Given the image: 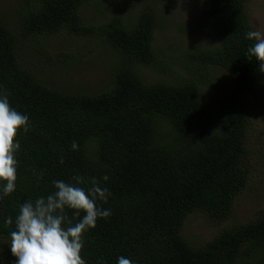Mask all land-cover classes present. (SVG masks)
Here are the masks:
<instances>
[{
	"label": "trees",
	"instance_id": "1",
	"mask_svg": "<svg viewBox=\"0 0 264 264\" xmlns=\"http://www.w3.org/2000/svg\"><path fill=\"white\" fill-rule=\"evenodd\" d=\"M247 1L203 0L190 32H204L213 45L177 55L173 62L191 69L174 84L144 82L136 71L140 64L170 66L171 58L158 59L154 43L161 0H20L14 17L0 11V89L30 121L27 133H17L16 190L0 199V239L7 242L0 264L16 259L9 248L15 224L4 218L15 219L25 200L54 191V180L75 183V175L84 178L81 187L96 177L111 193L101 202L111 215L83 234L87 264H117L119 256L135 264H264V210L200 245L183 234L193 212L227 219L248 181L251 100L264 73L246 58L252 42L244 34L253 26ZM91 5L100 10L95 24L85 21ZM108 7L138 10L127 24L118 13L107 19ZM63 29L115 51L109 85L95 92L59 89L35 70L32 45L41 49ZM213 66L226 68L230 79L216 81L219 101L208 106L199 91L214 84Z\"/></svg>",
	"mask_w": 264,
	"mask_h": 264
},
{
	"label": "rangeland",
	"instance_id": "2",
	"mask_svg": "<svg viewBox=\"0 0 264 264\" xmlns=\"http://www.w3.org/2000/svg\"><path fill=\"white\" fill-rule=\"evenodd\" d=\"M155 2V0H148ZM20 0H0V11L14 17L18 13ZM203 0H161L156 5L157 28L154 43L158 59L163 56L170 59V66L157 69L146 64L137 65L136 71L147 83L163 81L174 84L182 80L191 66L178 64L177 55L191 48L213 45V40L200 30L190 32L192 20L201 11ZM94 5L84 9L85 21L93 23L100 20V10H94ZM247 12L253 26L264 30V0H248ZM138 7L106 8L104 14L111 19L118 13L127 24L133 22ZM103 18V17H102ZM190 27V28H189ZM34 50L33 64L35 70L47 79L54 87L64 90L95 92L110 84V76L117 67L118 57L107 44L97 43L95 39L70 33L67 29L55 35L48 36L39 49ZM61 51L73 53L65 56ZM161 57V58H160ZM184 63V62H182ZM179 65V66H174ZM214 84H203L199 94L208 105L217 103L216 81L228 83L230 74L226 68L213 66L211 68ZM212 79V80H213ZM252 122L248 137V152L246 162L249 167L248 181L243 190L236 194L230 216L222 222L208 218L201 211L191 213L183 228V234L193 244L200 245L212 239L221 229L231 224L247 223L256 218L264 210V82L262 87L252 95ZM7 248V242L0 239V250Z\"/></svg>",
	"mask_w": 264,
	"mask_h": 264
},
{
	"label": "clouds",
	"instance_id": "3",
	"mask_svg": "<svg viewBox=\"0 0 264 264\" xmlns=\"http://www.w3.org/2000/svg\"><path fill=\"white\" fill-rule=\"evenodd\" d=\"M244 36L252 42L247 47L246 58L254 59L259 71L264 73V30L251 26ZM29 126V116L12 107L8 93L0 89V199L16 190L17 153L21 149L17 133L19 130L27 133ZM72 148H77L75 142ZM108 179L107 174L103 175V181ZM72 180L75 183L52 181L54 191L25 200L19 205L15 219L4 218L5 225L15 224L9 246L16 258L14 264H87L81 255L83 234L96 227L98 218L111 215V209L101 207V202L107 203L111 193L96 177L91 178V186L87 188L80 186L84 183L82 176L75 175ZM66 210H72L71 217ZM117 264H135V261L119 256Z\"/></svg>",
	"mask_w": 264,
	"mask_h": 264
}]
</instances>
